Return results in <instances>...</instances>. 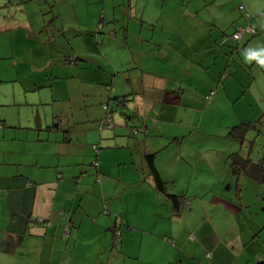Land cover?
Here are the masks:
<instances>
[{
	"label": "crops",
	"instance_id": "crops-1",
	"mask_svg": "<svg viewBox=\"0 0 264 264\" xmlns=\"http://www.w3.org/2000/svg\"><path fill=\"white\" fill-rule=\"evenodd\" d=\"M14 1H19L20 14H25V24L18 30L21 33L16 38L19 46L24 48L25 45V52L30 53L33 63L37 56L46 57L44 66L52 67L56 58L53 51L57 50L58 43L65 37L63 48L67 56L57 57L56 61L63 64L62 61L66 62L69 58L71 69L77 70L78 75L73 74L66 79L79 76L80 83H84L88 77L89 62L96 60L94 57L97 54L93 49H99L92 37L107 32L105 23L109 7L113 8V14L109 18L115 25L114 29L109 30L110 34L105 35L107 38L111 36L118 39L120 36L119 41L109 38L112 43L116 42L121 48L133 51L138 61L143 59V52H159L166 47L168 50L163 54L168 61L172 54L177 58L183 56L190 61V68L195 65L206 74L207 82L211 83L218 82L220 78L219 71L217 73L215 70H221L218 54L227 60L225 51L240 49V45L235 47L234 40L231 39L236 26L250 23L260 32L264 31V0H188L192 11H185L184 14H193L190 22L185 23L186 17L181 21L182 14H179L172 26L168 28L163 24L160 29L157 27H161V20L170 23L165 18L168 0H129V3L128 0ZM34 4L39 11L50 16L49 20L36 16L38 25L32 24L31 16L38 12L33 8ZM240 6H244L252 14L249 22L239 10ZM44 8L48 11L44 12ZM63 14H73L72 22L69 15L71 27L66 28L67 24L59 27ZM200 14L205 15L200 17ZM118 24L121 25V30ZM139 24H149L151 28L145 31L144 26ZM8 28L9 24H0V36L7 35L5 32ZM38 29L47 32L49 38L44 37L43 40L35 37ZM69 33L74 34L72 39L67 36ZM60 36L61 39L57 41ZM245 37L240 44L244 43ZM75 38L79 40H74ZM262 40L263 38L258 37L247 43L257 41L258 44H264ZM14 42L15 39L12 43ZM248 48L245 46L241 51L246 52ZM212 50L215 51V56L210 54ZM59 58L62 60L59 61ZM231 60L232 62L228 61L229 67L233 66V58ZM182 72V76L173 74V77L179 79L188 74L185 70ZM149 75L159 76L161 73L156 71ZM50 76L48 80L37 78L41 86L35 85L30 90L24 88V92L15 94L11 103L6 102V95L0 94V264H119L115 260L116 252L121 254L120 264H127V261H135L134 264H264V216L251 212L256 205L237 197L238 186L240 188L241 184H245L249 188L251 185L248 182L250 180L246 179L258 182L246 176L234 175L229 156L236 152L218 160L216 156L207 158L211 171L199 167L198 191L195 189L192 192L194 199L189 200L178 214L173 205L157 192L147 167L143 171L144 174L147 173V181L159 200L160 197L165 200L155 208L156 219H149L146 222L149 227L142 229L149 238H139L134 234L140 230L137 224L141 222L139 218L134 219V222L116 215L113 219L112 211L107 210L105 213V205L115 209L117 214L120 211L104 191L107 166L102 164L100 152L96 153V160H93L95 149L91 144L94 145L97 140H93L89 132L98 126L97 122L104 120L107 113L105 111L104 118L101 116L100 119H95L88 115L76 122V111L84 109L61 107L50 110L40 107L44 104L43 101L39 104L20 102L21 94H25V98L27 92L32 93L31 97H40L42 92L37 94V90L51 88L54 91L55 85L59 83L57 81L64 79L59 74L54 76L53 71ZM33 77L32 74L31 78ZM4 80L0 74V82H6ZM182 82L183 79H180L179 83ZM162 89L166 90L165 87ZM246 89L247 87L242 91L243 96L247 95ZM225 91L231 95L227 84ZM84 93L85 101L91 97L104 96V93H99V96L91 92ZM218 93L215 91L214 96ZM135 94V91L130 93L129 101L124 106L127 108V103H130L135 112L140 113L143 109L135 103ZM180 94H186L181 85L177 92V95ZM54 95L53 92L52 100ZM121 97L123 96H118ZM87 104L89 103L86 102ZM120 104L118 106L116 103V107L124 108L121 101ZM252 106L250 111L247 110L248 113L240 114V119L242 123H254L256 129L255 115L261 109L258 107L257 112ZM126 125L131 127L129 123ZM146 126L143 119L140 129L146 130ZM105 136L112 137L107 132ZM114 136L119 137L116 134ZM112 143L111 141L108 147H112ZM153 153L147 149L139 154L138 160L145 162L146 166L145 156ZM158 169L168 183V190L171 184H178V179L171 177L170 180V177H165L161 167ZM241 192V196L244 195L242 189ZM174 194L188 196L190 190ZM196 196L201 203L193 205ZM236 197L242 202L239 203ZM66 231L69 233L66 234ZM153 248H163L167 254H158Z\"/></svg>",
	"mask_w": 264,
	"mask_h": 264
},
{
	"label": "rangeland",
	"instance_id": "rangeland-1",
	"mask_svg": "<svg viewBox=\"0 0 264 264\" xmlns=\"http://www.w3.org/2000/svg\"><path fill=\"white\" fill-rule=\"evenodd\" d=\"M36 2L38 3V1ZM127 3H129V0ZM35 4L33 8L38 12L33 16L30 15L32 24L38 25L36 16L49 20L50 16L39 11ZM166 5L168 10L165 18H168L170 23L161 20V27L159 26L157 29L162 28L163 24L168 28L172 26L174 19L178 20L179 14H182L181 21H183V17H186L184 19L186 20L185 23L190 22L189 20L193 14H186L187 16L184 14L185 11H192L188 0H168ZM162 9L160 8V10ZM19 11V1L3 0L0 3V24H9V30L5 32L8 34L0 36V74L3 80L6 81L0 82V94L6 95V102L11 103L14 101L15 94L18 95L24 92V88L30 90L34 89L35 85L41 86L42 84H39L37 78L42 77L44 80H48V78H51V71H53L54 76L59 74L64 77V79L57 81L59 83L55 85L54 91L51 88L37 90V94L42 92L40 97L39 95L31 97L32 93L27 92V98H25V94L24 96L20 95L22 97L20 102L22 104H39L40 101H43L44 104L40 107L50 110L61 107L84 109L81 112L76 111L78 116L76 122L88 115L95 119H100L101 116L104 118L107 113L106 104L111 102L112 116L106 114L104 120L97 122L98 126L93 127L89 132L93 136V140H97L94 145L91 144V147H98L93 155V160H96L99 152L102 153V164L107 166L104 191L108 194L107 198L119 207L120 214H117L115 209L113 210L107 205H105L104 212L107 213V210L112 211L114 213L113 219L116 215L126 217V219L129 218V220L139 218L141 222L137 224L140 230L134 232L139 238H149L143 232L146 227H149L146 222L149 219H156L154 215H157L155 211L157 204L162 205L165 202L162 197L159 200L152 185L147 181V173L144 174L143 172L145 169L147 170V165L145 166V162L138 160L140 153L147 149L154 153L158 152L157 166L161 167L165 177H170V180L172 178L178 179L179 181L177 182L179 185H170V193H185L190 190L189 200L194 199L192 192L195 189L198 191L197 175L199 174V167L211 171L208 165L209 162H206L207 158L216 156L218 160V158L228 157L231 153L238 151H241L242 154H248L250 149L254 147L251 150V158L256 161H264V65L258 63L257 59L250 58L253 53L259 58H264V44H258L257 41L251 42L258 37L252 39L251 35H246L243 44L234 41L235 47L238 44L240 45V51L236 49L225 51L227 60L224 59V56L218 54L220 56L218 63L221 65V70H217V68L215 70L217 73L219 71L220 78L218 82L211 83L207 82L206 74L195 65L190 68V61L183 56L177 58L172 54L170 61H168L163 54L168 50L166 47L159 52L149 53L145 51L141 55L143 59L138 61L133 51L128 48H121L116 42L112 43L109 38L119 41L120 36L118 39V37L111 36L107 38L105 35L110 34L109 30L114 29L115 25L112 19L109 18L113 14V8L109 7L105 23V27L108 28L107 32L104 35L101 33L95 37L91 36L92 39L96 40L99 49H93L94 53L97 54L94 57L96 60L89 62L88 77H86L84 83H80L79 76L75 79H66L67 76L78 75L77 70L71 69L69 58L66 62L62 61L63 64H58L56 61L57 57L67 56L63 48L66 41L65 37L62 38L63 43H61L62 41L59 42L57 50L53 51V56L56 57L53 61L54 66H44L46 57L44 59L37 56L35 63L32 62L29 56L30 53L25 52V45L24 48L19 46L16 40L21 33L18 30L25 24V14H20ZM43 11L47 12L48 9L44 8ZM69 15L72 22L73 14H63V18L59 20V27L63 24H67L66 28L71 27L69 26V23H71L69 22ZM204 15L200 14V17ZM175 24H177L176 21ZM118 25L121 30V25ZM148 25L139 24V26H144L145 31L151 28ZM67 36L72 39L74 34L69 33ZM35 37L44 40V37L49 38V34L38 29ZM259 37L263 38L262 41L264 42V36ZM13 39H15L14 43H12ZM59 39H61V36L58 37L57 41ZM74 40L79 39L75 38ZM248 40L251 41L247 43ZM245 46L249 47L248 50L246 52L241 51ZM188 54L187 52L186 55ZM210 54L216 55L213 50L210 51ZM232 58L233 66L229 67L228 61L232 62ZM61 60L59 58V61ZM187 65L188 68H186ZM183 70L188 74L181 77ZM156 71L161 75H149L150 72L156 73ZM32 74L34 75L33 79L31 78ZM173 74H181V76L177 79L173 77ZM180 79H183L182 83H179ZM226 84L231 95H228L225 91ZM180 85L186 90L185 96L183 94L177 95ZM163 87L166 88L165 91L162 89ZM245 87H247V95L244 94L243 96L242 91ZM211 90L219 93L211 101H208L207 96L211 93ZM134 91L137 93L133 95L135 103L140 105V108L143 109L142 112H135L130 103H127V108L116 107L115 98L129 96ZM53 92L55 94L54 100H52ZM84 92H91L96 96H99V93H104V96L100 98L91 97L90 100L85 101ZM1 100H4V98ZM86 102L89 104L86 105ZM252 105H254L257 112L259 108L261 109V112L255 115L257 127L247 133L245 144H241L230 138L229 133L233 126L242 123L240 114L248 113L247 110L250 111V107L253 108ZM122 113L126 116L124 117ZM143 119L144 123L147 124L146 130L140 129ZM243 120L245 121L244 118ZM109 122L115 124L112 128L105 129L103 125L109 124ZM126 123H129L131 127H127ZM115 127L116 129H114ZM134 128H139L140 132L135 134ZM106 132L108 136L112 137H106ZM114 134L119 135V137H115ZM97 135H99L98 139ZM175 138L180 140H174ZM111 141L113 142L112 147H108ZM195 169L197 172H195ZM246 180H250L248 182H251V185L247 188L245 184L244 186L241 184L240 188L243 190L244 195L239 196L242 197V200L245 199L248 203L257 206L253 207L255 210H251V212H255V215L259 213L264 216V183H256L251 179ZM97 186L101 187L99 184ZM97 196L99 197V195ZM195 200V202H192L193 205L201 203L197 196ZM237 200L239 203L242 202L239 198ZM258 206H260V209ZM154 250L158 254H167V251L163 248H155ZM115 260L117 263H121V254L118 252L115 253ZM134 262L127 261V264H134Z\"/></svg>",
	"mask_w": 264,
	"mask_h": 264
},
{
	"label": "trees",
	"instance_id": "trees-1",
	"mask_svg": "<svg viewBox=\"0 0 264 264\" xmlns=\"http://www.w3.org/2000/svg\"><path fill=\"white\" fill-rule=\"evenodd\" d=\"M239 8V7H238ZM240 11L243 12V16L246 18V20H248V22L251 20L252 18V14L243 6V9H239ZM248 26H250L254 32H248L245 31V33L243 34V36L240 39H236L235 38V33L237 31V29L239 27L242 28H247ZM246 35H251L252 39L259 37L261 35L264 36V31L260 32L258 29H256L253 25H251L250 23H248L247 25H239L235 27V30L233 32V34L231 35V38L236 41V42H241L243 40V38ZM244 50V49H242ZM75 63V62H72ZM215 95V91L211 90V93L208 94L207 99L208 101H211L213 99ZM116 103L119 105L120 101L122 103V107H125L124 105H126V102L129 101L128 96L125 97H121V98H115ZM111 103L106 104V109H107V115L111 116L113 110L111 109ZM124 115V117L126 116L124 113H122ZM102 124V122H101ZM115 123L112 122V125H114ZM254 123H241L240 125H236L233 126L230 130L229 133V137L232 138L233 140L241 143V144H245L246 142V137H247V133L254 129ZM108 128H112V127H106L105 129ZM139 128H134V130L136 132H138ZM93 148L95 150L98 149V147L93 146ZM254 147H252L250 149V153L251 150ZM157 153H153V154H148L145 156V161H146V165L148 167L149 170V175L152 177L153 182H154V186L157 190V192L159 194H161L162 196H164L174 207V211L175 213H181V211H183L184 206L189 202V197L185 194H181V195H177L174 193H170L168 190V183L166 181H164V179L161 176V173L157 167ZM230 161H231V169L232 172L234 173V175L236 177H240V176H246L249 178H252L254 180H256L259 183H264V161H254V159L251 158V154L248 155H244L241 153V151L233 153L229 156ZM237 192H238V197L241 198V189L239 188V186L237 187ZM188 199V201H187Z\"/></svg>",
	"mask_w": 264,
	"mask_h": 264
},
{
	"label": "built area",
	"instance_id": "built-area-1",
	"mask_svg": "<svg viewBox=\"0 0 264 264\" xmlns=\"http://www.w3.org/2000/svg\"><path fill=\"white\" fill-rule=\"evenodd\" d=\"M239 9H243V6H240ZM245 31L254 32V30L250 26H248L247 28L239 27L235 33V38L240 39L243 36V34L245 33ZM103 127L104 128L113 127L112 122H109V124H104ZM68 233H69V231H66V234H68Z\"/></svg>",
	"mask_w": 264,
	"mask_h": 264
},
{
	"label": "clouds",
	"instance_id": "clouds-1",
	"mask_svg": "<svg viewBox=\"0 0 264 264\" xmlns=\"http://www.w3.org/2000/svg\"><path fill=\"white\" fill-rule=\"evenodd\" d=\"M250 58L257 59L258 63H260L261 65H264V58H259L255 53H253V55Z\"/></svg>",
	"mask_w": 264,
	"mask_h": 264
}]
</instances>
